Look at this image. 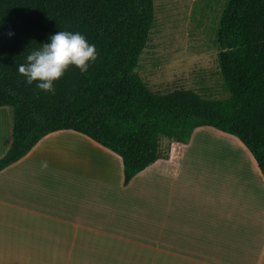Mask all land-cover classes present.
<instances>
[{"label": "trees", "instance_id": "trees-1", "mask_svg": "<svg viewBox=\"0 0 264 264\" xmlns=\"http://www.w3.org/2000/svg\"><path fill=\"white\" fill-rule=\"evenodd\" d=\"M154 22V0H0V108L13 110L0 173L46 136L73 131L122 159L127 186L167 159L171 143L186 145L195 130L213 128L238 139L264 178V0H228L221 15L216 43L226 100L148 88L137 69ZM60 30L82 33L98 56L86 73L69 66L51 94L26 84L17 66Z\"/></svg>", "mask_w": 264, "mask_h": 264}, {"label": "crops", "instance_id": "crops-1", "mask_svg": "<svg viewBox=\"0 0 264 264\" xmlns=\"http://www.w3.org/2000/svg\"><path fill=\"white\" fill-rule=\"evenodd\" d=\"M5 108L0 159L12 144L13 116ZM76 136L103 154L93 172L64 168L58 145ZM170 148L167 159L125 186L122 159L112 151L73 131L43 138L0 173V264H264V206L225 205L231 178L222 171L223 181L210 189L190 145ZM217 151H206L210 161L220 159ZM87 158L80 159L86 167L95 157Z\"/></svg>", "mask_w": 264, "mask_h": 264}, {"label": "rangeland", "instance_id": "rangeland-1", "mask_svg": "<svg viewBox=\"0 0 264 264\" xmlns=\"http://www.w3.org/2000/svg\"><path fill=\"white\" fill-rule=\"evenodd\" d=\"M227 2L228 0H154L155 22L137 69L152 92L167 94L175 90H191L210 100H226L229 97L220 73L216 43L220 18ZM5 109L13 116L11 108ZM195 132L196 136H192L188 143L191 151L189 154L201 158L199 163L203 165L200 166L207 169L203 174L211 180L210 189L220 180L223 181L225 172L233 184L229 193L224 195L225 205L232 202L234 209L255 208L253 210L258 212L264 206V190L259 182L261 176L253 156L233 136H217L221 132L212 128ZM58 146V153L64 163L67 161L69 164H64L66 171L93 172L96 167L99 168L96 159L103 158V154L89 147L81 136L65 139ZM168 146L169 142L163 140L164 154L167 153ZM213 147H217V152L221 155L218 161L214 157L212 161L208 159L212 157L206 151ZM87 156L91 159L95 157L88 167L80 160L88 159ZM225 156L226 159L222 158ZM232 159L235 162L230 161ZM250 184H253L254 190L248 188ZM219 189L221 190V184ZM248 198L249 201L246 202ZM218 203L221 204L220 198Z\"/></svg>", "mask_w": 264, "mask_h": 264}, {"label": "clouds", "instance_id": "clouds-1", "mask_svg": "<svg viewBox=\"0 0 264 264\" xmlns=\"http://www.w3.org/2000/svg\"><path fill=\"white\" fill-rule=\"evenodd\" d=\"M9 37L14 33L9 31ZM96 46L79 31L60 30L50 34L47 41L39 44L17 66L26 84L35 83L37 89L55 93V82L74 66L80 73H86L97 59Z\"/></svg>", "mask_w": 264, "mask_h": 264}]
</instances>
